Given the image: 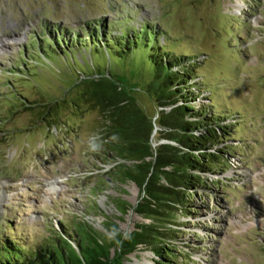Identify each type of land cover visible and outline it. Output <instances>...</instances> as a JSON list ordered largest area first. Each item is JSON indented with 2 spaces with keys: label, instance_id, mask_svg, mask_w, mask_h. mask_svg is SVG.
I'll use <instances>...</instances> for the list:
<instances>
[{
  "label": "rangeland",
  "instance_id": "1",
  "mask_svg": "<svg viewBox=\"0 0 264 264\" xmlns=\"http://www.w3.org/2000/svg\"><path fill=\"white\" fill-rule=\"evenodd\" d=\"M107 23L111 39L149 24L165 51L189 55L195 108L213 104L232 124L226 168L204 175L207 189L168 226L172 264H264V0H0V242L34 248L81 220L101 233L151 222L130 209L139 189L111 178L104 116L83 96V78L107 67L156 116L144 53L113 66L103 39L88 44ZM157 131L153 146L166 143ZM154 259L140 248L126 264Z\"/></svg>",
  "mask_w": 264,
  "mask_h": 264
},
{
  "label": "trees",
  "instance_id": "2",
  "mask_svg": "<svg viewBox=\"0 0 264 264\" xmlns=\"http://www.w3.org/2000/svg\"><path fill=\"white\" fill-rule=\"evenodd\" d=\"M108 27L112 23L100 24L98 32L89 34L88 44L97 48L103 39L101 47L111 51L113 66L126 65L135 54L144 53L150 69L146 91L156 104V116L149 118L129 94L131 90L107 67L102 74L96 72L94 79L83 78L82 82L88 81L83 96L104 116L99 139L104 154L116 162L111 178L132 182L140 192L135 207L120 204V213L130 208L151 222L136 224L133 231L124 233L107 221L101 233L83 220L74 221L43 245L29 249L5 239L0 242V264H126L127 257L140 248L151 251L154 264H172L176 234L168 226H177V212L189 213L191 197L198 189H207L204 175L226 168L232 124H223L220 112H210L213 104L195 108L199 97L193 92V63L183 67L190 56L165 51L149 24L136 32L121 29L113 39L107 37ZM61 48L60 54L70 51L64 45ZM181 66L180 72L175 70ZM155 131L166 143L152 145Z\"/></svg>",
  "mask_w": 264,
  "mask_h": 264
}]
</instances>
